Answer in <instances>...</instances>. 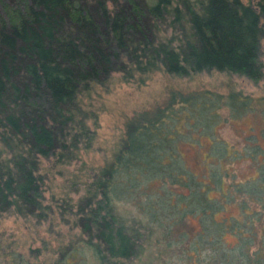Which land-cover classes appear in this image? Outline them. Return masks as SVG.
Here are the masks:
<instances>
[{
    "label": "trees",
    "instance_id": "trees-1",
    "mask_svg": "<svg viewBox=\"0 0 264 264\" xmlns=\"http://www.w3.org/2000/svg\"><path fill=\"white\" fill-rule=\"evenodd\" d=\"M263 39L264 0H0V217L67 226L26 254L0 233V264H264V127L240 150L216 135L221 110L264 125V95L170 92L126 119L103 164L82 179L65 171L94 138L84 100L113 73L143 84L216 70L256 84ZM241 161L253 176L228 167ZM48 173L79 195L46 200Z\"/></svg>",
    "mask_w": 264,
    "mask_h": 264
},
{
    "label": "rangeland",
    "instance_id": "rangeland-1",
    "mask_svg": "<svg viewBox=\"0 0 264 264\" xmlns=\"http://www.w3.org/2000/svg\"><path fill=\"white\" fill-rule=\"evenodd\" d=\"M261 51V59L264 63V39ZM118 77V73H113L107 84L97 85L94 88L91 99L84 100L85 110H91L95 117L94 120L87 121L89 129L94 133V138L91 148L86 152H81L80 159L66 167L67 179H72V175L82 179L90 169H94L108 160L124 129L126 119L135 112L153 110L162 106L170 92L187 94L207 90L224 95L234 92L252 98L264 95V77L255 84L235 74L216 70L202 71L190 77H175L157 71L149 74L143 84L121 82ZM88 103L90 105L87 107ZM220 116L221 123L217 126L216 135L238 150L243 147L244 136L253 131L257 133L260 128L264 127L259 115L255 112H249L237 119L229 120L226 118L225 112L221 110ZM201 141L203 143L202 156L208 145V140L203 137ZM181 151L186 162L197 169L195 150L183 147ZM81 162H83V166ZM228 167L233 168V172H238L237 174L242 179L254 175V169L247 161L236 162ZM48 175L46 183L51 189L44 192L46 200L51 192L60 195L67 192L73 198L79 195L80 191L77 194L74 193L69 182H63L62 177H52L50 173ZM118 208L119 212L125 216L134 214V209L130 205H118ZM231 212L236 213V208ZM51 222L52 224H50ZM0 233L4 238L11 236L16 250L26 254L29 247L40 249L42 239L49 243V246L56 245L59 240H65L67 226L58 222L56 218L34 225L32 220L25 222L13 215H3L0 217ZM45 256L51 258L48 254Z\"/></svg>",
    "mask_w": 264,
    "mask_h": 264
}]
</instances>
